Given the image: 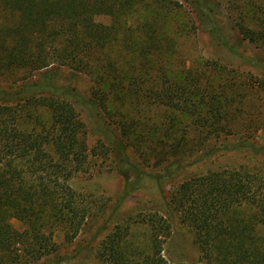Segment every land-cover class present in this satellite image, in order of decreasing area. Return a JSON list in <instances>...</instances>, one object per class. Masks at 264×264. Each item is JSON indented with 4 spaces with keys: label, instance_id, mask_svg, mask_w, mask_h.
<instances>
[{
    "label": "trees",
    "instance_id": "16d2710c",
    "mask_svg": "<svg viewBox=\"0 0 264 264\" xmlns=\"http://www.w3.org/2000/svg\"><path fill=\"white\" fill-rule=\"evenodd\" d=\"M167 1L173 4L172 0H3L4 5L17 13V19L0 23V73L13 68L38 71L56 64L97 73L95 76L106 88H99L104 93L99 95L102 106L106 108L114 80L120 78L105 75L115 63L109 59L104 64L98 59L92 62L91 55L106 53L124 30L122 41L127 40L124 43L127 51L139 66L143 65L142 74H132V78L139 77L142 82L150 79L147 75L152 74L151 68L146 65L172 33L158 27V19L179 14L182 7L176 1L166 10L163 4ZM192 1L196 17L213 13V8H207L211 0ZM98 15L109 16L110 24L97 21ZM242 29L246 37L255 39L256 30L249 26ZM39 88L28 84L0 86V264H39L56 252L45 231L47 220H69L76 228V235L85 220L69 184L87 156L85 124L74 105L58 91L62 87L43 88L38 93L46 95L36 97ZM150 89L153 92V97L149 94L150 101L195 116V128L207 135L221 136L231 128L221 118L226 117V111L208 97L187 103L183 99L184 88L165 81ZM131 93L139 98V91L130 89L122 91V97L129 98ZM39 105L50 111L48 125L36 116ZM119 124L125 134L130 132ZM158 125L162 130V125ZM150 131L151 128L147 133ZM106 132L113 144L118 171L124 178L125 192L130 194L140 188V177H136L139 169L129 160V145L124 146L115 134ZM184 133L170 145L171 152L176 154L174 160L163 172L153 175L158 185H162L169 167L196 147L195 141ZM167 203L192 228L201 252L198 261L171 262L164 256L163 244L170 236L171 223L167 217L158 215L150 219L149 250L128 251L130 243L115 230L101 243L97 252L101 261L105 264H264V236L257 231V225L264 224V175L245 167L209 170L180 182L169 194ZM245 203L255 207L253 216L246 217L242 212ZM14 218L23 221L24 229L13 226Z\"/></svg>",
    "mask_w": 264,
    "mask_h": 264
},
{
    "label": "rangeland",
    "instance_id": "374dc122",
    "mask_svg": "<svg viewBox=\"0 0 264 264\" xmlns=\"http://www.w3.org/2000/svg\"><path fill=\"white\" fill-rule=\"evenodd\" d=\"M172 1L173 4L170 1L163 4L164 9L173 7L177 1L182 5L178 9L181 11L158 19V27L172 33L146 65L151 68L152 74L147 75L150 79L142 82L139 77L132 78L138 72L142 74L143 65L139 66L127 51L124 44L127 40L122 41L124 30L106 53L91 55L92 62L98 59L104 64L109 59L115 63L105 75L120 78L114 80L106 108L99 96H104L99 88H106L95 76L97 73L79 72L59 64L38 71L13 68L0 73V86L36 85L40 87L36 97L46 95L38 93L43 88L62 87L58 91L74 105L85 124L87 156L69 180L85 220L76 235V228L69 220L46 219L45 231L56 252L39 264H105L97 252L103 240L115 230L130 243L128 251L149 250L150 219L157 215L167 217L171 223L170 236L163 244L164 256L171 262L198 261L201 252L194 232L168 206L169 194L180 182L209 170L245 167L264 175V0H211L207 8H213V13L197 17L192 0ZM15 19L17 13L0 0V23ZM96 20L104 24L111 22L107 15H98ZM244 26L256 30L254 40L244 35ZM162 81L183 87V99L187 103L205 96L211 103L222 106L226 117L221 118L231 126L229 131L221 136L207 135L195 128V116L150 101L149 94L153 97V92L149 88L159 87ZM129 89L138 90L139 98L132 93L129 98L122 97V91ZM144 94L148 96L144 98ZM36 110L39 121L48 125L49 109L39 105ZM119 123L130 132L121 131ZM149 128L151 131L147 133ZM106 131L120 138L124 146L129 145V160L139 169L136 177H140V188L130 194L125 192L124 178L118 171L117 157ZM182 133L195 141L196 147L169 167L162 185H158L153 175L163 172L174 160L176 154L171 152L170 145ZM135 139L138 146L134 145ZM241 210L246 217L256 211L247 203ZM11 222L19 230L25 227L19 219ZM257 231L264 236V224H258Z\"/></svg>",
    "mask_w": 264,
    "mask_h": 264
}]
</instances>
